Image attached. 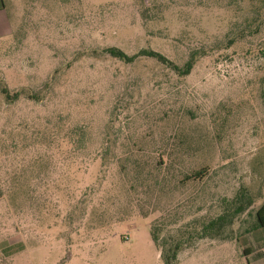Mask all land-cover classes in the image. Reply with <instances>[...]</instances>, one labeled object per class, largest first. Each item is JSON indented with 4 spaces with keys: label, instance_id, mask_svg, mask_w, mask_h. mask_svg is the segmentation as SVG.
<instances>
[{
    "label": "rangeland",
    "instance_id": "obj_1",
    "mask_svg": "<svg viewBox=\"0 0 264 264\" xmlns=\"http://www.w3.org/2000/svg\"><path fill=\"white\" fill-rule=\"evenodd\" d=\"M185 1L4 0L0 244L27 250L0 264H166L155 226L183 239L174 264H247L264 204V0Z\"/></svg>",
    "mask_w": 264,
    "mask_h": 264
},
{
    "label": "trees",
    "instance_id": "obj_2",
    "mask_svg": "<svg viewBox=\"0 0 264 264\" xmlns=\"http://www.w3.org/2000/svg\"><path fill=\"white\" fill-rule=\"evenodd\" d=\"M107 53L113 57V58H119V59H124L126 61H132L134 58H129L126 56L122 51L117 50V49H108ZM143 55L149 56V57H155L159 58L162 61H165L167 64L174 66L172 62L167 60L165 57L162 55L153 52V51H143ZM131 59V60H130ZM192 64L187 65V70L183 73L186 75H189L191 72ZM3 94L6 96V99H11L12 97L17 98L18 95L14 94L11 96L9 89L4 85L2 89ZM246 209V206L241 204L237 207L236 212L237 213H242ZM225 217L219 216L217 219L209 221L207 224L204 226V232L209 233L211 231H214L215 229L220 228V226L224 223ZM256 229H264V204L257 210L256 212V224H255ZM157 233H160L158 228L155 226L154 231H153V237L156 245L161 248V253H162V258L164 259L166 264H174L175 261L178 259V253L181 251L183 243V239H173V240H165L164 242H160V239L157 237ZM173 242V243H172ZM172 244V245H171ZM170 245V246H169ZM251 253V252H250ZM248 253L247 255H249Z\"/></svg>",
    "mask_w": 264,
    "mask_h": 264
},
{
    "label": "crops",
    "instance_id": "obj_3",
    "mask_svg": "<svg viewBox=\"0 0 264 264\" xmlns=\"http://www.w3.org/2000/svg\"><path fill=\"white\" fill-rule=\"evenodd\" d=\"M184 3H190L185 0H177ZM11 25L8 21V18L5 16V3L4 0H0V39L8 36L11 32ZM262 234L260 235L259 242L256 245H253L252 252L246 256L247 264H264V229L261 230ZM16 244L10 243H1L0 244V253H2L6 258L13 259L15 256L21 252H25L27 247L25 246L23 251L17 252Z\"/></svg>",
    "mask_w": 264,
    "mask_h": 264
}]
</instances>
